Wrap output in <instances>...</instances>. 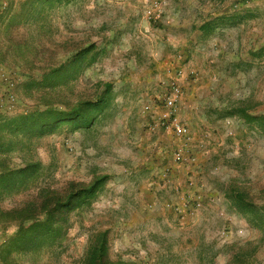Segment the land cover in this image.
Returning a JSON list of instances; mask_svg holds the SVG:
<instances>
[{
  "label": "rangeland",
  "instance_id": "374dc122",
  "mask_svg": "<svg viewBox=\"0 0 264 264\" xmlns=\"http://www.w3.org/2000/svg\"><path fill=\"white\" fill-rule=\"evenodd\" d=\"M7 2L0 264H264V0ZM176 75L190 139L156 125ZM103 98L90 125L16 127L48 108L95 116Z\"/></svg>",
  "mask_w": 264,
  "mask_h": 264
},
{
  "label": "trees",
  "instance_id": "16d2710c",
  "mask_svg": "<svg viewBox=\"0 0 264 264\" xmlns=\"http://www.w3.org/2000/svg\"><path fill=\"white\" fill-rule=\"evenodd\" d=\"M7 9V8H6ZM205 30L210 29L209 24H206ZM89 48L83 49L79 54V57L77 56L72 62L78 61L81 62L83 60V57L85 53L88 52ZM78 67V66H77ZM77 67L75 69H77ZM107 98H103L99 101L98 104H93L91 106V112L97 113L95 116L89 117V113H82L78 110L79 107H74L70 110L69 114H66L64 112H58L52 108H48L44 112L40 113L39 116L36 114H29L22 116L21 118H18L15 120L16 127H22V126H28L30 129H37L39 127V133L40 134H46V133H52L55 130H58L59 128H63L65 125L74 127L85 124V126L90 125L93 121L96 120L97 115L103 111V109L108 105L107 104ZM90 112V113H91ZM0 115H6L4 112H0ZM247 118L249 120H255L257 116H252L250 114H246ZM104 177L98 179L94 184L89 186L86 189H83L79 191L76 196L72 197L69 202L72 204H81L83 202L90 201V199L94 198L97 194L98 189L102 186V181ZM68 203V205H70ZM70 208V206H69ZM39 225H42L41 223L38 224H31L27 228H23V226L20 227V231L18 232V237L14 240V244L18 242L25 243L27 239H30L31 235L36 234L38 231H41L42 227L40 228ZM33 237V236H32ZM12 247V245H11ZM10 250V246H9Z\"/></svg>",
  "mask_w": 264,
  "mask_h": 264
},
{
  "label": "built area",
  "instance_id": "2783aa9c",
  "mask_svg": "<svg viewBox=\"0 0 264 264\" xmlns=\"http://www.w3.org/2000/svg\"><path fill=\"white\" fill-rule=\"evenodd\" d=\"M7 7V0H0V8L6 9ZM149 13L151 14L152 12L150 11ZM151 15H157V13L155 12ZM0 78V112L13 114L15 113V101L17 100L15 92L13 91L15 84L9 72L4 71L2 68H0ZM158 98L162 103L163 110L157 112L158 120L156 121V125L163 129L172 128L178 136L190 139V130L178 115V104L181 99V84L177 75L161 85V93ZM143 109L146 112H150L152 106L146 104ZM189 142L190 140H186V143ZM174 156L177 161L184 163L190 155H186L185 148L180 147L176 149Z\"/></svg>",
  "mask_w": 264,
  "mask_h": 264
}]
</instances>
